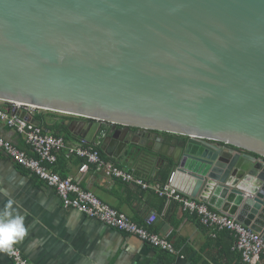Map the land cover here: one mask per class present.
Wrapping results in <instances>:
<instances>
[{"label": "water", "instance_id": "95a60500", "mask_svg": "<svg viewBox=\"0 0 264 264\" xmlns=\"http://www.w3.org/2000/svg\"><path fill=\"white\" fill-rule=\"evenodd\" d=\"M0 101L264 236V0H0Z\"/></svg>", "mask_w": 264, "mask_h": 264}, {"label": "crops", "instance_id": "0c3cea01", "mask_svg": "<svg viewBox=\"0 0 264 264\" xmlns=\"http://www.w3.org/2000/svg\"><path fill=\"white\" fill-rule=\"evenodd\" d=\"M2 105L0 108H6ZM50 112L38 110L31 119L52 134L64 131L72 144L80 143L70 128L85 135L89 127L81 125L82 119ZM0 137L29 151L24 138L1 120ZM165 139L172 140L167 135ZM114 161L124 167L118 160ZM83 163V159L63 150L58 154L55 170L139 225L167 236L185 258L179 259L79 211L64 208L53 188L19 167L0 149V189L7 190L17 201L29 227L28 236L15 247L31 264H243L233 249L234 238L230 232L221 231L213 238L196 217L184 212L178 204H167L154 191L141 186L112 181L93 167L83 173ZM127 169L137 171L136 167ZM156 171L155 175L143 173L142 177L163 185L172 176L168 169ZM164 177L167 181H163ZM176 181L179 187L182 179ZM5 199L0 196V207ZM0 264H11L8 254L0 253Z\"/></svg>", "mask_w": 264, "mask_h": 264}, {"label": "built area", "instance_id": "2783aa9c", "mask_svg": "<svg viewBox=\"0 0 264 264\" xmlns=\"http://www.w3.org/2000/svg\"><path fill=\"white\" fill-rule=\"evenodd\" d=\"M0 104L6 106L0 108V120L24 138L29 151L19 148L3 137H0V149L19 167L53 188L64 208L79 211L179 259L185 258L167 236L139 225L127 214L103 202L93 192L58 173L55 170L58 154L66 150L84 160L81 172H87L93 167L112 181L135 184L145 190L154 191L165 199L167 204L176 203L184 212L196 217L201 225L210 231L211 237L217 238L219 232L229 231L234 238L233 249L240 254L244 264H264V236L245 226L237 217L216 210L209 203L182 192L175 185L174 174L163 185L153 184L136 174V171L128 170L113 159L103 156L100 147L106 130H103L92 143L72 144L64 136L52 134L42 125L33 123L31 116L40 109L22 103L0 101ZM22 112H26L27 117H22ZM9 257L11 264H31L18 248Z\"/></svg>", "mask_w": 264, "mask_h": 264}, {"label": "clouds", "instance_id": "9594fccd", "mask_svg": "<svg viewBox=\"0 0 264 264\" xmlns=\"http://www.w3.org/2000/svg\"><path fill=\"white\" fill-rule=\"evenodd\" d=\"M5 202L0 207V253L12 255L16 245L22 242L29 232L25 224L26 215L22 214L17 201L5 189H0Z\"/></svg>", "mask_w": 264, "mask_h": 264}, {"label": "trees", "instance_id": "16d2710c", "mask_svg": "<svg viewBox=\"0 0 264 264\" xmlns=\"http://www.w3.org/2000/svg\"><path fill=\"white\" fill-rule=\"evenodd\" d=\"M49 112V111H48ZM50 113H52V112H50ZM44 127V126H43ZM48 127V126H47ZM62 129H65L64 127H61ZM55 135H60V136H64L66 139H69V136L67 135V134H65L64 133V131H63V133L62 134H55ZM102 152V151H101ZM102 154H103V156H106L103 152H102ZM253 156H255V157H259L258 155H256V154H252ZM136 174H138L139 176H142V172L140 171V170H137L136 171ZM167 181V177H164L163 178V181ZM227 233H229V231H227ZM177 248V247H176ZM239 254V253H238ZM240 255V254H239ZM240 260L242 261V258H241V256H240ZM242 263H243V261H242ZM244 264V263H243Z\"/></svg>", "mask_w": 264, "mask_h": 264}, {"label": "bare ground", "instance_id": "6f19581e", "mask_svg": "<svg viewBox=\"0 0 264 264\" xmlns=\"http://www.w3.org/2000/svg\"><path fill=\"white\" fill-rule=\"evenodd\" d=\"M177 182V181H176ZM180 183V182H179Z\"/></svg>", "mask_w": 264, "mask_h": 264}]
</instances>
